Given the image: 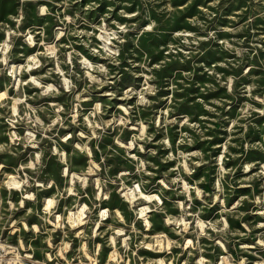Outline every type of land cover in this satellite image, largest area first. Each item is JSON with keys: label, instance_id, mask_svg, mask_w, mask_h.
Returning a JSON list of instances; mask_svg holds the SVG:
<instances>
[{"label": "clouds", "instance_id": "9594fccd", "mask_svg": "<svg viewBox=\"0 0 264 264\" xmlns=\"http://www.w3.org/2000/svg\"><path fill=\"white\" fill-rule=\"evenodd\" d=\"M227 3L239 6V15L234 17L239 24L209 27L215 13L202 9L207 19L197 15L189 23L203 34L175 31L166 55L183 53L173 57L181 60L190 59L194 52L203 55L201 41L217 43L222 52L233 55L220 65L229 69L227 76L217 73L215 66L205 69L215 84L201 91L223 87L227 97H247L227 128L229 133L243 129V137L249 126L256 127L253 120L264 116V85L255 80L243 82L251 70H264V60L248 62L264 50V0H226L225 6ZM26 4L34 6L36 19L47 23L22 28ZM80 4L81 0H18L17 15L10 17L14 27L0 23V78H4L0 81V264H264V223L252 225L244 219L247 215L264 218V160L247 159L250 148L264 154V140L244 143L235 166L226 169L223 162L233 159L231 135L221 145L218 159L211 155L205 159L203 151H187L181 145L203 138L212 127L207 123L210 118L197 123H190L195 113L169 118L176 106L172 95L163 97L167 107L159 111L153 107L161 100L157 93L165 88L175 92L176 83L157 79L154 69L162 68L167 60L150 66V56L140 47V40L163 30V21L154 18L153 11L164 19L179 14L175 0H138L136 11L119 10V17L135 16V22L113 18V9L120 4L130 8L133 0H110L108 12L95 21L89 12L98 7L97 0L87 7ZM219 4L220 0H212L213 7ZM256 21L261 22L258 28L253 27ZM245 31L251 39H218L221 32ZM138 52L143 55L141 61L135 59ZM122 60L127 63L123 71ZM233 69H239V75ZM123 72L143 80L128 84L121 95L118 82ZM184 76L191 79L190 73ZM105 85L107 92L96 91ZM101 96L124 102L110 105ZM133 97L134 102L129 103ZM201 103L216 119H228L220 116V110L231 107L225 106L223 98L213 102L220 110ZM145 112L150 113L148 119L142 118ZM174 125H179L175 129L179 139L173 142L169 129ZM185 126L192 134L183 131ZM161 133L162 138L154 141V135ZM105 138L111 143L103 150ZM154 142L156 148L146 147ZM163 150L167 154L158 155ZM77 157H83L80 163L85 166L74 170ZM116 158L130 167H118ZM155 160L161 164L173 161L175 166L153 183L146 177L156 175L152 171L157 167ZM53 161L57 172L50 174L46 168ZM200 165L215 167L209 192L197 187L202 180L189 183ZM237 171L248 174L247 182H236ZM255 181L260 182L259 193ZM236 188H248L250 194L226 207ZM166 192L184 199L173 200ZM114 194L117 205L112 204ZM197 200L199 208L193 203ZM165 201L179 213L169 214ZM26 203L30 206L25 207ZM245 203L255 211L241 210ZM217 204L218 218H201L202 211ZM21 210L23 214L17 216ZM155 214H161L163 230L152 234ZM30 217L37 222L29 224ZM229 218L238 220L240 227L230 226ZM254 228L260 231L254 233ZM244 238L254 239V243H244ZM36 241L39 244L34 247ZM141 249L162 255L149 258L140 254Z\"/></svg>", "mask_w": 264, "mask_h": 264}, {"label": "rangeland", "instance_id": "374dc122", "mask_svg": "<svg viewBox=\"0 0 264 264\" xmlns=\"http://www.w3.org/2000/svg\"><path fill=\"white\" fill-rule=\"evenodd\" d=\"M93 2V0H81V4L79 7H87L89 3ZM98 7L95 9V11H90L89 16L95 21L98 17H103L109 10L110 7V0H97ZM138 3V0H133V4L130 8L126 7L124 4L118 5L115 9H113V18L123 22V21H130L135 22L137 20V17L135 16H126V17H119L118 13L121 8H124L129 13L136 11V5ZM226 0H220V4L216 7H213L212 0H207L205 3L204 0H192L191 3H188V0H175V6L179 10V14H174L169 19H164L163 16L157 17L155 12H152V15L154 18H156L158 21H163L162 23V31L158 36H152L151 34H146L144 37H141L140 40V47L144 49L145 52H147L150 56V66L159 64L162 60H167V63L159 69H154V72L157 75V79L164 83L168 80H173L176 83V90L175 92H172L170 88H165L161 93H157L158 96L161 97L159 104H154L153 107L159 111L162 107H167L166 100L163 99L164 96L172 95L176 106L173 112L169 114V118L172 116H179L183 114H189L192 115L195 113V115L192 116V119L190 120V123H197L199 122L203 117H209L210 119L207 121V123H210L212 125L211 129L205 131L204 137L197 140L196 143L192 145H181L182 148H185L187 151H194V150H201L205 153V159L208 158L209 155H211L214 158H219L221 152L223 149L221 148V145L224 143L225 140L228 139V137L231 135L232 140L229 145V151L233 154V159H228L223 162L224 167L231 168L235 166L236 160L239 159V153L243 151V144H256L261 142V140H264V116H261L257 120H253V124L256 125L255 128L249 126L248 131L243 134V137L240 136V132H243V129H238V131H234L232 133H229L227 131V128L229 126V121L236 117L237 113L240 110V107L246 102L247 97H239V98H231L227 97L225 95V89L223 87L217 88L213 91H201V89L206 88L208 84H215V80L213 77L209 76L208 72L205 71V69H211L213 66H215V70L217 73H223L225 76L230 74L229 69L220 67L221 64L224 62L231 60L233 58V55L231 53L222 52L220 50V46L217 43L214 42H207V41H201V44L199 45L200 50L204 53L203 55H199V53H191L190 59L184 58L181 59H173L175 56L182 57L183 53H167L166 55V49L169 43L173 42L175 37L172 35L175 31H183V30H189V31H197L200 34H203V32L194 27L192 24L189 23L191 18L193 16L199 15L201 19H207L206 16L203 15L202 9H207L210 13H215V15L212 17L211 22L209 23V27H211L213 24L222 27L227 28L229 24L237 25L241 21L234 19V17L239 15V6L233 3H227ZM186 6V7H185ZM18 0H0V23H7L9 26L14 27L15 21L11 20L10 17L16 16L18 12ZM77 7V6H73ZM25 12V20L26 23L23 24L22 28H27L28 26L32 24H38L43 25L47 23L46 20L43 19H36L35 18V12H34V6L31 4H26L24 7ZM107 22H110L107 21ZM261 22L256 21L253 25V27L258 28L260 26ZM260 33H258L259 35ZM248 37V39H251V35L245 31L242 33H232V32H221L218 33V39H225V38H231L235 37L236 39H244L245 37ZM74 39V38H73ZM262 46H264V42H261ZM245 47H250V45L245 44ZM131 47V45H127L125 48V51H127V48ZM20 51L30 52L29 49H19ZM123 55V53H122ZM135 59L137 61H141L143 59V55L139 52L135 56ZM247 60L248 58L245 57ZM260 60H264V50L260 51L258 53V58L253 57L251 60H249V63L259 64ZM22 62V61H17ZM246 66V65H245ZM127 67L126 61L122 60V71L123 68ZM138 71V69H137ZM233 72L235 74L239 75V69H233ZM184 73H190L191 79H186L184 76ZM4 78H0V81H2ZM143 77L135 76L133 77L128 72H123L121 75V80L118 82L119 86L121 87V95L122 90L124 87H126L128 84L132 83L133 81H142ZM183 80V83L181 81ZM253 80L256 82L264 85V70L260 69H253L248 73V78L244 80V83H250ZM138 87V85H137ZM108 86L105 85L104 88L97 89L96 91L104 93L107 92ZM11 94V90L10 93ZM152 98V97H150ZM224 99L225 106L231 105V107L228 109V111L220 110L221 106L216 104L214 105L213 102L216 100ZM100 99L110 105L115 104H122L123 100H116L113 98V100H108L106 96H101ZM154 99V98H152ZM135 97H133L131 100H129V103L134 102ZM203 101L204 103H207L209 106H214L218 110H220V116L221 117H227L228 119H216L215 113H209L206 108L203 107V104L201 103ZM257 107H260V105H256ZM113 110L112 107H109L108 111L111 113ZM143 119H148L150 116V113H142ZM254 116L257 115V113H253ZM107 118V117H106ZM179 127V125H174L171 129H169V133L172 136L173 142L177 139H179V133L175 131V129ZM149 132H152V129H148ZM183 131L188 132L189 134H192V130L190 128H185ZM162 138L161 134H156L153 137L154 141H157ZM6 139V138H5ZM105 143H102L101 148L103 150L107 149V144L111 143L110 139L105 138ZM232 145H236V147H232ZM146 147H152L156 148L157 144L154 142L151 145H147ZM167 151L163 150L161 153H158V155H166ZM10 162L15 163L12 158H8ZM83 159V157H77L76 163H74L73 168L74 170H79L80 168L84 167L85 164L80 163V161ZM117 159L118 167L125 168L130 167L127 165L124 161H120L119 158ZM149 159H154L152 157H149ZM195 159V158H193ZM247 159L249 161L253 159H261L264 160V154L260 153L258 149L250 148L248 151ZM155 163L157 164L156 168H153L152 171L156 173V175L146 179H150L153 183L157 180H159L165 171H167L169 168H172L175 166V162L169 161L167 164H161L159 160H155ZM257 169H253L251 171H256ZM46 171L50 174H55L57 172V165L56 163L50 162L46 168ZM214 172L215 167L209 168L207 165H200L197 167L196 171L192 174V180L189 181V183L197 182V181H203L201 183H197V187L203 189L205 192H209L212 189L210 188L211 183L214 182ZM248 174L241 175L239 171H237L234 174L236 182H247L246 176ZM259 181H255L253 186L256 188L257 193L261 191L259 188ZM146 187L149 188L150 191H154V189L151 188V185H147ZM52 190H49V193H51ZM250 194V189L248 188H236L235 189V195L229 196L225 206L230 207L232 203L235 202L236 199H238L240 196H248ZM166 195H169L171 199L176 200H183V196H173L170 192H166ZM119 201L116 199L115 194L113 195L112 204L117 205ZM196 208L201 207L200 202L193 201ZM165 206L169 208V214L171 215H177L179 213V209L171 208L168 201L164 202ZM30 206V204L26 203L25 207ZM249 208H253V205L245 203L243 208L241 210H247ZM195 209H190V211H194ZM253 211L255 209L253 208ZM23 210H21L20 213H17V216L22 215ZM215 214V216H213ZM220 205L217 204L213 206L212 208L205 209L201 212V218L202 219H210V218H218L220 215ZM127 215V213H125ZM161 214H155L152 217L154 229L152 234H155L156 231L163 230V225L160 220ZM244 219L249 222L252 225H255L256 223H264V218H261L258 215H247L244 217ZM37 222L35 217H30L28 220V223H35ZM230 226L239 228L240 222L238 220H233L232 218H229ZM259 228H254V233L259 232ZM99 239V238H97ZM244 243H254L253 240H249L248 238H244L242 241ZM39 244V241H36L33 243V246L36 247ZM140 254L146 255L149 258H159L162 254L160 253H152L149 252L147 249H141ZM37 258L39 257V253L36 254ZM104 258L106 259V254H103ZM243 255H248V253H243ZM250 259H255L254 257H249Z\"/></svg>", "mask_w": 264, "mask_h": 264}]
</instances>
